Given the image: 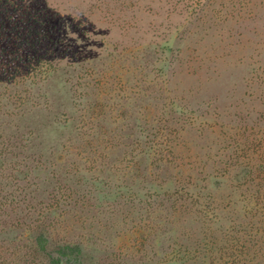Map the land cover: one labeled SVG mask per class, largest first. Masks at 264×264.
I'll return each instance as SVG.
<instances>
[{"label": "rangeland", "instance_id": "obj_1", "mask_svg": "<svg viewBox=\"0 0 264 264\" xmlns=\"http://www.w3.org/2000/svg\"><path fill=\"white\" fill-rule=\"evenodd\" d=\"M1 162L0 264H264V0H0Z\"/></svg>", "mask_w": 264, "mask_h": 264}, {"label": "trees", "instance_id": "obj_2", "mask_svg": "<svg viewBox=\"0 0 264 264\" xmlns=\"http://www.w3.org/2000/svg\"><path fill=\"white\" fill-rule=\"evenodd\" d=\"M9 6L13 9V12L20 9L17 5L9 4ZM2 170H4V166L1 162L0 171ZM22 175L24 174L22 173ZM28 177V175H24L23 179L17 176L16 178L13 177V180L16 183L14 184V190H12V192L3 190V188L0 187V199L9 200L15 204L19 203L18 198L28 195L26 188L23 187L25 184L21 185L22 183H27ZM23 180L24 182H22ZM11 188L13 187L11 186ZM49 234L47 228L43 226H38L34 231V242L37 246L38 253L42 255L46 261L44 264H86L87 260H90V262L93 261V259H89V257L86 260L83 259L85 254L83 253L81 246L77 244H58L56 248L53 249L52 238Z\"/></svg>", "mask_w": 264, "mask_h": 264}]
</instances>
